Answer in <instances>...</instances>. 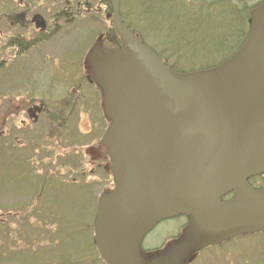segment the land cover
<instances>
[{
  "label": "water",
  "instance_id": "obj_1",
  "mask_svg": "<svg viewBox=\"0 0 264 264\" xmlns=\"http://www.w3.org/2000/svg\"><path fill=\"white\" fill-rule=\"evenodd\" d=\"M108 3L124 51L90 56L109 120L101 144L114 182L97 203L100 259L138 264L144 237L180 215L189 217L196 250L264 233V190L247 183L264 175V1L230 58L189 73L168 69L122 24L119 0Z\"/></svg>",
  "mask_w": 264,
  "mask_h": 264
},
{
  "label": "rangeland",
  "instance_id": "obj_2",
  "mask_svg": "<svg viewBox=\"0 0 264 264\" xmlns=\"http://www.w3.org/2000/svg\"><path fill=\"white\" fill-rule=\"evenodd\" d=\"M32 1L56 10L77 0ZM105 14L103 8L96 27L81 15L78 29L77 22L64 25L61 40L54 37L17 59L2 53L0 0V64L3 58L8 61L3 71L0 66V264H105L95 247L93 226L98 200L113 190L114 182L101 144L109 120L90 61L93 51L110 48L112 26ZM5 98L22 108L42 101L46 109L58 106L54 110L61 114L48 120L42 113L31 124L25 114L11 115L14 109L3 104ZM6 118L11 128L3 126ZM21 119L28 125L20 131ZM186 227L184 217L157 224L140 245L138 264H153L186 247ZM188 252L179 264H264V233Z\"/></svg>",
  "mask_w": 264,
  "mask_h": 264
},
{
  "label": "trees",
  "instance_id": "obj_3",
  "mask_svg": "<svg viewBox=\"0 0 264 264\" xmlns=\"http://www.w3.org/2000/svg\"><path fill=\"white\" fill-rule=\"evenodd\" d=\"M263 1L119 0V15L168 69L189 73L214 68L230 58L246 41L252 10ZM113 44L122 45L118 39ZM257 179H249L248 185L264 190V175ZM231 197L228 194L222 201Z\"/></svg>",
  "mask_w": 264,
  "mask_h": 264
},
{
  "label": "flooded vegetation",
  "instance_id": "obj_4",
  "mask_svg": "<svg viewBox=\"0 0 264 264\" xmlns=\"http://www.w3.org/2000/svg\"><path fill=\"white\" fill-rule=\"evenodd\" d=\"M35 1L38 2V0ZM103 8L104 11L106 12L105 14L106 18L110 19L112 26L111 27L112 36H110L109 38V45H110L109 49H111L116 47L114 46L113 43L115 42L116 39L119 40V38L113 29L112 19H111V9L108 0L106 1L77 0L72 5L68 3H63L59 5L58 9L56 10H54L52 7H49V5L48 6L34 5V2L32 0L29 1L2 0V53L5 54L9 53L11 57L18 59L28 54L29 51H31L34 48V46H40L43 44L50 43V41L54 37H60L57 39L61 40L62 37L61 35H63V37L66 35L65 33L64 34L62 33L63 26L77 22V26L75 27V29H78L82 23L80 19L81 15L88 16L89 18L85 19L84 21L88 20V24L90 26L96 27L100 22L99 17L102 20ZM97 15H99V17H97ZM117 47H119L120 50L124 51L123 45ZM7 64L8 61H6V59L3 58L2 64H0V66L2 65V71L3 69L6 68ZM90 81L91 80H89V82ZM80 85L81 84L79 82L77 84V87L73 90V93L80 88ZM71 95L72 92L70 93V96ZM14 99L16 100L15 97ZM4 101L5 102H3V104L5 105L7 104L9 105V108L14 109L11 115H13L16 118L17 115H20L22 117V114H25L27 117V121L31 124H35L38 121V117L42 113L50 117V119L48 120L51 119L54 120V116H59L61 114V111L58 114L57 112L59 111L54 110V109H59L58 106H56L54 109H52L51 107H48V109H46V105L42 101H37V102L31 101L24 108L21 107L22 106L21 103H17L16 106L12 107L13 105L12 99L5 98ZM7 120L8 119L6 118L5 121H3V126L4 127L8 126L11 128L12 125L10 123H7ZM19 125H20L19 129L21 131L22 129L26 128L25 126L28 125V123L23 119H21L19 121ZM16 129L17 128H15L14 130L17 131ZM52 132L53 130L52 131L50 130V135L53 134ZM257 177L258 176L249 179L254 178L256 182H258ZM229 194L232 197L234 196V192H232V194L231 193ZM177 217H184L188 224L189 222L188 216L180 215ZM161 222H165V220ZM211 247L212 246L204 247L196 250L198 246L195 245V243H193L192 240H188V245L186 247L184 246L182 248L179 247L180 249L177 248L175 250H171L169 255L164 253L165 255H163L162 257L163 262L162 260L158 259L154 261L153 264H179L180 258L182 259L183 256L185 257L188 256L189 249L192 248L195 252H199V251H203L206 248H211ZM190 258L191 257L187 259Z\"/></svg>",
  "mask_w": 264,
  "mask_h": 264
}]
</instances>
